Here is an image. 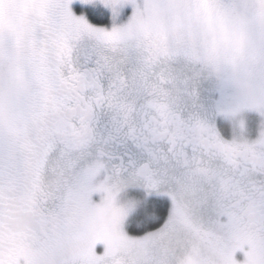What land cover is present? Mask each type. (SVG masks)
I'll return each instance as SVG.
<instances>
[{
  "label": "snow or ice",
  "instance_id": "6c2138e0",
  "mask_svg": "<svg viewBox=\"0 0 264 264\" xmlns=\"http://www.w3.org/2000/svg\"><path fill=\"white\" fill-rule=\"evenodd\" d=\"M0 264H264V0H0Z\"/></svg>",
  "mask_w": 264,
  "mask_h": 264
}]
</instances>
